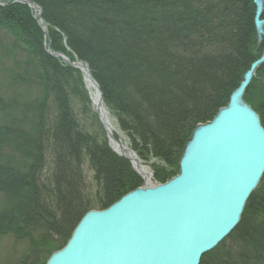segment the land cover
I'll list each match as a JSON object with an SVG mask.
<instances>
[{
  "label": "trees",
  "instance_id": "1",
  "mask_svg": "<svg viewBox=\"0 0 264 264\" xmlns=\"http://www.w3.org/2000/svg\"><path fill=\"white\" fill-rule=\"evenodd\" d=\"M0 1V37L12 39L11 66H0V237L24 246L7 264H46L87 211L107 208L143 184L106 134L80 128L70 98L88 100L83 79L79 73L80 88L74 86L78 70L49 53L46 42L88 63L106 105L142 155L171 165L190 131L225 107L264 47L248 43L253 0H32L43 9L46 38L26 6ZM202 30L217 38H202ZM228 30L234 35L224 36ZM261 70L264 65L245 100L264 117V102L251 92H264ZM87 160L100 187L96 200L87 198ZM170 177L172 168L158 176ZM201 264H264V177L240 224Z\"/></svg>",
  "mask_w": 264,
  "mask_h": 264
},
{
  "label": "water",
  "instance_id": "2",
  "mask_svg": "<svg viewBox=\"0 0 264 264\" xmlns=\"http://www.w3.org/2000/svg\"><path fill=\"white\" fill-rule=\"evenodd\" d=\"M254 2L261 41L264 0ZM80 63L99 93L97 111L113 147L118 140L101 117L100 85L89 66ZM263 64L264 53L246 71L230 104L196 126L182 151L178 175L160 184L145 183L108 208L86 212L46 264H201L240 224L264 176V126L244 98ZM114 150L132 161L124 145Z\"/></svg>",
  "mask_w": 264,
  "mask_h": 264
},
{
  "label": "rangeland",
  "instance_id": "3",
  "mask_svg": "<svg viewBox=\"0 0 264 264\" xmlns=\"http://www.w3.org/2000/svg\"><path fill=\"white\" fill-rule=\"evenodd\" d=\"M12 2L16 5L26 6L28 8V11L33 15V19L36 20L38 25L41 26V23L39 21L40 16L38 15L37 11H35L36 3L34 1L32 2V0H12ZM30 2H32V3H30ZM2 3H4V2H2ZM3 5H0V6H3ZM23 10L25 11V9H23ZM24 18L25 17H22V19H24ZM43 23H44L43 26L47 27V30H49V27L47 26L45 21ZM48 32H47V34L45 33V38L48 36ZM262 35L263 36H261V38H262L261 42H264V34H262ZM8 37H10V36L4 37V35H3V37H0V66L4 67L5 69H8L12 63V61H11L12 59L10 58V55H8L6 53L7 48L9 49V46L12 45V39H10ZM49 44H50L49 41L45 43L47 50L50 53L52 47ZM208 52L210 54H214L215 50H209L208 49ZM71 69H74V68L71 67ZM74 70H76V69H74ZM79 73L81 74L80 70L76 71V77L73 73L71 75L70 81L72 82V84H74V86L77 85L80 88V85L77 82V78H78V76H80ZM259 74H260L259 80H257V81H259L261 83V80H262L261 78L264 75V70H261V72ZM81 78L83 79L84 88L86 90L87 88L85 86L84 77L82 76V74H81ZM2 80H3V71H0V84L2 83L1 82ZM0 87H3V86L1 85ZM87 94H88V100H83V98H80L79 96H75V95L71 97V99H72L71 105L73 106L75 117H76L79 125L81 126V127L79 126L81 129H84L85 131L92 133V134L95 133L98 135V137H102L103 134L104 135L106 134L105 130H104V126L102 125L100 118L96 114V110H95L93 104L90 102L89 93H87ZM90 96H91V94H90ZM108 108H109L108 110L110 112L113 123L116 125L117 132H119V134L124 137L123 139L127 142V144L130 147H132V148L135 147V149L139 153L137 151L136 152L138 153L140 158L143 160V164L150 168V172L153 171V174H154V176L152 178L153 183L164 182L160 178H158V176L161 174V171L163 173H166L169 169L172 168V177L177 174L176 172H174L177 170V163L179 164V162H177V160H176V164L171 165L170 160L169 161L163 160V159L161 160L158 156L157 157L153 156V155H150V156L148 155L147 157L143 156L142 153L140 152V150L142 148L140 146L138 147L137 142L135 144L133 138H131L132 135L130 136L129 132H126L125 130H123V128L121 127V125L117 121V119H116L117 117L115 116L114 112L112 111V109H110V106H108ZM188 134H189V132H188ZM190 135H188V137L186 136L187 138H186L185 142L183 143L184 148L190 140V137H191ZM184 148H183V150H184ZM183 150L180 149L177 151V152H181V155H180L178 161H180ZM83 172H84V177H85V182H86L87 198H89V200L90 199L91 200L98 199L99 196H97L98 195L97 192H98L100 187H99V184L96 180L95 168L92 167V165L90 164V162L88 160L84 163ZM172 177H170V178H172ZM94 209H98V208H94ZM23 249H24L23 244L15 241L13 239V237H11V236H7V237H3V238L0 237V264H7L6 260L7 261L9 260L7 258L9 257V255L11 256L14 253L16 254V256L14 258H17L21 254V251Z\"/></svg>",
  "mask_w": 264,
  "mask_h": 264
},
{
  "label": "bare ground",
  "instance_id": "4",
  "mask_svg": "<svg viewBox=\"0 0 264 264\" xmlns=\"http://www.w3.org/2000/svg\"><path fill=\"white\" fill-rule=\"evenodd\" d=\"M254 1V0H253ZM4 3H2V2H0V5H3ZM5 5V4H4ZM232 18L233 17H231V16H229L228 14L225 16V20L227 21V22H229V20H232ZM43 25H44V23H42ZM45 30H46V32H47V27H45ZM239 32L240 31H238L237 33H236V36L237 37H239ZM200 33H201V37L202 38H205V39H207V40H209V41H212V40H215L216 38H217V35H218V33L217 32H215V31H205V30H202V31H200ZM252 33V28H251V30L248 32V36L250 35ZM191 35H194V33H190ZM230 34H232V36L234 35V33L233 32H231V31H226L225 33H224V36H231ZM227 38H229V39H231L230 37H227ZM184 42V40H179V44H182ZM252 42H257V44H258V46H261L262 44H263V42H261L260 41V34H259V30H258V28H257V26H256V24H255V26H254V32H253V36H252V39L251 40H248V43L249 44H253ZM263 46H264V44H263ZM172 54H174V52H173V49H172V51H170ZM264 53V47H263V49H262V51H261V54H260V56L258 57V58H256L253 62H255L257 59H259L261 56H262V54ZM60 57V56H59ZM66 57H68L70 60V62H67L66 63V65H68V66H70V67H72V68H74V69H77V70H80V72H81V74H82V76L84 77V82H85V86H86V92L87 93H89V98H90V102L93 104V106H94V108H95V110H96V114L98 113V111H97V109L99 110V104L97 103L98 102V100H99V93H98V91L96 90V87H95V85H94V83H93V81L92 80H90L89 79V72H88V70L86 69V68H84L82 65H80L81 63H80V61H83V62H85L84 60H82V59H80V58H78V57H75L74 59L73 58H71L69 55H66ZM245 57L247 58V62L249 61V59H248V57H247V53H245ZM62 60H63V62H65V60L63 59V58H61ZM252 62V63H253ZM86 63V62H85ZM252 63L250 64V66L248 67V69L247 70H249L250 69V67H251V65H252ZM87 65H88V63H86ZM264 65V64H263ZM89 66V65H88ZM89 68H90V66H89ZM90 71H91V68H90ZM91 74H92V76H93V73H92V71H91ZM255 76H256V74H255ZM94 77V76H93ZM95 79V78H94ZM96 80V79H95ZM97 81V80H96ZM98 82V81H97ZM242 82V81H241ZM100 85V84H99ZM240 85V84H239ZM250 88V86L247 88V90ZM100 89H101V91H102V94H103V98H104V92H103V90H102V88H101V86H100ZM247 90H246V92H247ZM235 91V90H234ZM233 91V92H234ZM233 92L230 94V97H229V99H228V101H227V104L225 105V107L226 106H228V104H230V102H231V100H232V95H233ZM251 92H252V94H254V95H256V97L258 98V99H261L263 102H264V92L263 91H254V90H251ZM90 94H91V96H90ZM72 99L70 98V101H71ZM224 101V100H223ZM105 103V100L103 99V104H102V108H101V117L104 119V121L107 123V125H108V127L114 132V135H116V132H117V128H116V125L113 123V120H112V118H111V115H110V112H109V108H108V106L107 105H105L104 104ZM250 106H251V104L250 103H248ZM222 108H224V106L222 107ZM222 108H220V109H222ZM253 108V107H252ZM219 109V110H220ZM254 109V108H253ZM255 110V109H254ZM256 111V110H255ZM219 112V111H218ZM218 112L216 113V115L218 114ZM257 112V111H256ZM258 113V112H257ZM98 115V114H97ZM215 115V116H216ZM215 116L212 118V120L215 118ZM258 116H259V118H260V121H261V124L264 126V122H263V119L262 118H264L262 115H260L259 113H258ZM194 131V129L193 130H191L190 131V133L192 134V132ZM119 133V132H118ZM117 133V134H118ZM108 134H106V137H107V139H108V142H109V138H108V136H107ZM119 135V141L118 142H115L114 143V145H113V148L112 149H116L117 151L118 150H120L121 148H122V146L124 145L126 148H127V151H126V154L128 155V156H130L131 157V159L133 160V163H134V165H135V167L137 168V170L138 171H140L142 174H144V175H146V176H149L150 174H151V172H150V169L147 167V166H145L142 162H141V160L138 158V156H137V154H134L131 150H130V148H129V145L127 144V142L123 139L124 137L123 136H121L120 134H118ZM177 174H179V172L177 173ZM105 190H106V186H105ZM115 203V202H114ZM108 208V207H107ZM224 241V240H223ZM222 241V242H223ZM221 242V243H222ZM220 243V244H221ZM219 244V245H220Z\"/></svg>",
  "mask_w": 264,
  "mask_h": 264
}]
</instances>
